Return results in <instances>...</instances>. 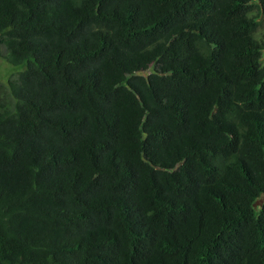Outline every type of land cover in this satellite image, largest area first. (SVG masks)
Masks as SVG:
<instances>
[{
	"label": "trees",
	"instance_id": "16d2710c",
	"mask_svg": "<svg viewBox=\"0 0 264 264\" xmlns=\"http://www.w3.org/2000/svg\"><path fill=\"white\" fill-rule=\"evenodd\" d=\"M262 28L264 0H0V264H264Z\"/></svg>",
	"mask_w": 264,
	"mask_h": 264
},
{
	"label": "rangeland",
	"instance_id": "374dc122",
	"mask_svg": "<svg viewBox=\"0 0 264 264\" xmlns=\"http://www.w3.org/2000/svg\"><path fill=\"white\" fill-rule=\"evenodd\" d=\"M260 35H264V28L260 30ZM25 69V65L12 66L0 59V82L6 83V81L13 75L20 73ZM260 204V203H258ZM258 206V205H257Z\"/></svg>",
	"mask_w": 264,
	"mask_h": 264
}]
</instances>
